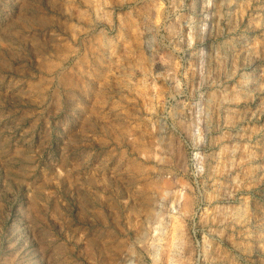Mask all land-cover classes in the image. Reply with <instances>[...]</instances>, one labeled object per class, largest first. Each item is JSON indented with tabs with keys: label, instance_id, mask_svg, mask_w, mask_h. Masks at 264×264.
Returning a JSON list of instances; mask_svg holds the SVG:
<instances>
[{
	"label": "rangeland",
	"instance_id": "374dc122",
	"mask_svg": "<svg viewBox=\"0 0 264 264\" xmlns=\"http://www.w3.org/2000/svg\"><path fill=\"white\" fill-rule=\"evenodd\" d=\"M0 264H264V0H0Z\"/></svg>",
	"mask_w": 264,
	"mask_h": 264
}]
</instances>
